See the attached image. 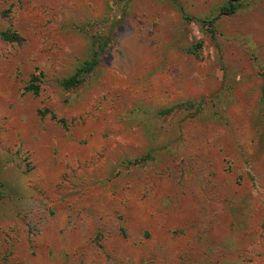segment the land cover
<instances>
[{"label": "rangeland", "instance_id": "rangeland-1", "mask_svg": "<svg viewBox=\"0 0 264 264\" xmlns=\"http://www.w3.org/2000/svg\"><path fill=\"white\" fill-rule=\"evenodd\" d=\"M177 1L0 0V264H264V0Z\"/></svg>", "mask_w": 264, "mask_h": 264}, {"label": "trees", "instance_id": "trees-1", "mask_svg": "<svg viewBox=\"0 0 264 264\" xmlns=\"http://www.w3.org/2000/svg\"><path fill=\"white\" fill-rule=\"evenodd\" d=\"M173 1L184 12V8L179 2L177 0H173ZM240 2H241V0H229L219 14L230 15V14L235 13L241 4ZM184 14H185L184 16L187 20L197 19L193 15L186 14V13H184ZM218 17L219 16H216V17H214L208 21V24L210 25L211 29H213V25H214L215 21L218 19ZM0 36L2 38H4L5 40H8V41H19L21 39V35L19 34V32L15 29H11V28L0 30ZM97 41H98V49L95 52L94 56L91 59L85 61L84 64L78 69L77 72H75L71 76L63 79L62 83L66 88H71V87H74L76 85L81 84L83 81V74L93 71V69L98 65V63L100 61V56H101V54L105 48V44L100 39ZM202 44H203L202 41L198 42L189 50L192 53L197 54L198 48L201 47ZM263 78H264V74H263ZM39 80H40V77L38 75H33L31 82L28 83L24 87V90L25 91H32L35 94H39L40 93V85L36 82ZM262 90H263V95H264V83L262 86ZM194 104L195 103H193V102H191V103L190 102L178 103L177 105H173V106H170L169 108H166L163 112L169 113V112L173 111L176 108V106H181V105H191L192 106ZM48 113L51 114L52 118L57 119L61 123H65L66 120L64 118L57 117L56 113L52 112L49 108L39 110V114L41 116H45ZM0 197H1V194H0Z\"/></svg>", "mask_w": 264, "mask_h": 264}]
</instances>
